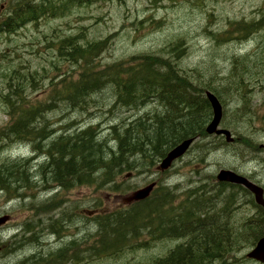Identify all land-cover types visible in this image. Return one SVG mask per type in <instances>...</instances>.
I'll return each instance as SVG.
<instances>
[{
  "label": "rangeland",
  "instance_id": "obj_1",
  "mask_svg": "<svg viewBox=\"0 0 264 264\" xmlns=\"http://www.w3.org/2000/svg\"><path fill=\"white\" fill-rule=\"evenodd\" d=\"M5 1L0 0V4ZM263 11L264 0H89L69 7L63 14L41 15L12 33H0V133L12 121L2 103L9 81L24 83L31 101L47 99L54 75L69 72L71 67L54 47L61 39L75 36L81 43L105 41V49L98 58L101 64L125 61L140 53L166 55L169 45L181 39L185 54L179 67L190 73H202L206 81L220 90L224 100L220 127L229 129L236 139L225 145L214 135L196 140L182 157L161 172L156 170L159 160L153 167L137 160L135 167L115 176L117 190L86 183L60 186L44 181L37 172L32 176L33 187L24 190L19 198H11L5 189L0 190V216L8 215L7 221L0 224V240L17 236L28 241L38 234L37 244L24 243L15 252L0 256V264H14L31 253L56 252L61 247L67 256L80 254L77 264H148L166 256L184 238L153 240L143 233L133 246L110 256L87 259L85 248L96 228L91 220L93 213L126 207L129 196L152 181L155 187L170 188L177 198L195 187H208L205 196H214L215 176L220 169L244 175L264 188V148L260 147L264 145V75L252 74L251 83L245 79L248 84H242L240 77L231 76V62L236 57L241 74L245 66L257 71L264 69V31L248 34L245 40L236 39L235 31L237 23L254 21ZM226 37L230 40L222 39ZM246 54L256 56L254 60L243 61ZM234 83L238 86L236 94ZM242 91L247 93L245 109L239 104ZM109 92L94 95L84 112L65 109L49 112L50 127L54 129L50 139L91 125L98 130L99 138L114 149L113 128L125 127L148 109L114 107ZM43 154L24 142L0 146V162L5 157L33 156L32 165H36L44 159ZM36 168L33 166L31 170ZM225 191L233 195L229 218L235 239L229 253L210 264H264L246 256L253 245L250 228L244 222L258 213L253 197L238 187L226 186ZM221 200V197L215 199L218 211ZM49 217L64 219L58 232L47 231L44 222H50ZM27 224L30 231L25 229ZM73 239L77 244L67 248Z\"/></svg>",
  "mask_w": 264,
  "mask_h": 264
},
{
  "label": "trees",
  "instance_id": "obj_2",
  "mask_svg": "<svg viewBox=\"0 0 264 264\" xmlns=\"http://www.w3.org/2000/svg\"><path fill=\"white\" fill-rule=\"evenodd\" d=\"M88 1L69 0V5L53 2L48 6H35L31 1H22L19 8L11 12L10 19L0 25V32L11 33L41 15L63 14L69 7ZM237 24L236 39L239 40L247 39L248 34L252 35L259 29L264 31V11L254 21ZM222 39L230 40L228 37ZM104 42L81 43L75 36L61 39L54 48L63 61H69L71 67L69 72L54 75L46 93L47 99L31 101L24 83L19 85L21 82L17 80L15 83L9 81L2 103L7 107L12 121L0 133V146L24 142L44 153V159L36 165H32L33 157H5L0 162V189H5L11 198H19L24 190L33 187L32 176L35 172L44 177V181L49 180L60 186L86 183L117 190L118 187H114L117 185L115 176L135 167V161H144L145 166L153 167L180 141L193 138L196 142L209 136L205 132V125L212 111L204 92L212 91L221 105L223 95L204 79L202 73H190L179 67L185 54L181 39L169 45L166 55L140 53L133 54L125 61L101 64L98 58L105 49ZM255 56L246 54L242 58L243 61L254 60ZM231 64V76L243 79L242 84H248L245 79L251 83L252 74L264 75V69L257 71L245 65L243 73H239L237 57ZM237 87L234 83L235 94ZM105 90L111 92L114 107L148 109L125 127L113 128L114 149L106 144L105 139L99 138L98 130L91 125L75 133L59 134L55 139H50L54 129L50 127L49 112L59 109L84 112L93 102V96ZM241 94L240 107L248 108V101L245 100L247 93L242 91ZM216 137L221 138L223 145L227 143L222 136ZM33 166H37L34 171L31 170ZM216 186L214 196H205L208 187H195L187 190L181 198H177L170 188L159 186L144 200L130 202L126 207L112 212L93 213L91 220L96 228L85 248L87 259L110 256L133 246L143 233L153 240L184 238L166 256L148 264H210L222 258L232 249L231 243L235 239L229 218L233 195L228 194L225 188L238 187L248 195L249 192L239 185L225 182H217ZM21 188L22 191H18ZM218 197L222 198L219 211L215 202ZM254 206L258 213L244 222L250 228L252 245L264 235V209ZM47 219L50 222H44V226L52 233L58 232L64 223L62 217ZM25 229L30 231L31 226L27 224ZM38 229L41 230V225H38ZM37 235H32L28 241L21 237L17 239V236L0 240V256L15 252L24 243L37 244ZM76 244L73 239L68 242L67 248ZM61 248L56 252L31 253L14 264H77L80 254L67 256L64 248Z\"/></svg>",
  "mask_w": 264,
  "mask_h": 264
},
{
  "label": "water",
  "instance_id": "obj_3",
  "mask_svg": "<svg viewBox=\"0 0 264 264\" xmlns=\"http://www.w3.org/2000/svg\"><path fill=\"white\" fill-rule=\"evenodd\" d=\"M205 95L210 103L212 110V116L205 126V132L207 134L224 135L225 140L227 142L233 141V137L230 131L226 128L219 127V123L222 117V106L219 100L209 90L205 92ZM192 141V138H187L174 145L171 149L167 151L165 156L161 158L157 168L161 171L168 169L177 158L181 157L186 152ZM216 179L217 181L221 182H229L233 184L242 185L244 188H246L249 192L253 194L254 202L264 208L263 188L255 182L230 169H220L216 174ZM153 186L154 182H151L146 186L135 190L129 197L130 200H141L146 198L151 192ZM7 219L8 215H1L0 224L5 223ZM247 257L253 258L259 262L264 263V236L258 239L254 247L247 253Z\"/></svg>",
  "mask_w": 264,
  "mask_h": 264
},
{
  "label": "flooded vegetation",
  "instance_id": "obj_4",
  "mask_svg": "<svg viewBox=\"0 0 264 264\" xmlns=\"http://www.w3.org/2000/svg\"><path fill=\"white\" fill-rule=\"evenodd\" d=\"M22 1L24 0H7L4 3L0 4V25L6 21L10 19V14L11 12H13L14 9L19 8V5L22 4ZM31 2L33 4H35V6L38 5H45L48 6L50 5V3H60V4H64V5H69V0H31ZM19 10V9H18ZM31 21V20H30ZM28 21V22H30ZM32 22V21H31ZM26 23V22H25ZM0 33H5V32H0Z\"/></svg>",
  "mask_w": 264,
  "mask_h": 264
},
{
  "label": "bare ground",
  "instance_id": "obj_5",
  "mask_svg": "<svg viewBox=\"0 0 264 264\" xmlns=\"http://www.w3.org/2000/svg\"><path fill=\"white\" fill-rule=\"evenodd\" d=\"M21 8V7H20ZM22 9V8H21ZM28 9V8H27ZM30 11V10H29ZM21 12V11H20ZM32 12V11H31ZM22 13V12H21ZM17 14V13H16ZM20 15V14H19ZM151 102V101H150ZM210 117V116H209ZM165 156V155H164ZM258 218V217H257ZM207 224V223H206ZM171 239V238H170ZM184 251V250H183Z\"/></svg>",
  "mask_w": 264,
  "mask_h": 264
}]
</instances>
